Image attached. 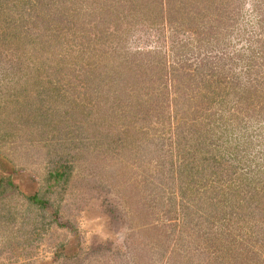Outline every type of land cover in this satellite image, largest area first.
I'll return each mask as SVG.
<instances>
[{"label":"rangeland","instance_id":"374dc122","mask_svg":"<svg viewBox=\"0 0 264 264\" xmlns=\"http://www.w3.org/2000/svg\"><path fill=\"white\" fill-rule=\"evenodd\" d=\"M0 264H264V0H0Z\"/></svg>","mask_w":264,"mask_h":264},{"label":"trees","instance_id":"16d2710c","mask_svg":"<svg viewBox=\"0 0 264 264\" xmlns=\"http://www.w3.org/2000/svg\"><path fill=\"white\" fill-rule=\"evenodd\" d=\"M62 174H64V172H57L58 177L62 176Z\"/></svg>","mask_w":264,"mask_h":264}]
</instances>
